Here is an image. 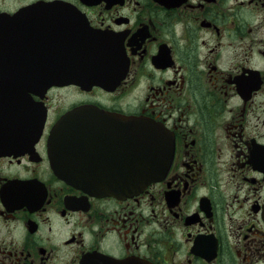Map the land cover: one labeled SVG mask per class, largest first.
Masks as SVG:
<instances>
[{
	"label": "flooded vegetation",
	"instance_id": "af4514ba",
	"mask_svg": "<svg viewBox=\"0 0 264 264\" xmlns=\"http://www.w3.org/2000/svg\"><path fill=\"white\" fill-rule=\"evenodd\" d=\"M0 16V264H264V0H0ZM56 76L84 79L41 88ZM69 112L86 171L111 152L109 113L164 127L166 174L122 197L60 178L49 135Z\"/></svg>",
	"mask_w": 264,
	"mask_h": 264
},
{
	"label": "water",
	"instance_id": "95a60500",
	"mask_svg": "<svg viewBox=\"0 0 264 264\" xmlns=\"http://www.w3.org/2000/svg\"><path fill=\"white\" fill-rule=\"evenodd\" d=\"M66 120L62 116L53 127L51 143L56 173L67 182L98 194L126 195L137 193L165 173L171 143L159 124L141 117L122 118L116 125L120 135L116 134L113 161L102 164L103 171L91 173L84 171L86 165L76 161V153L66 146Z\"/></svg>",
	"mask_w": 264,
	"mask_h": 264
}]
</instances>
